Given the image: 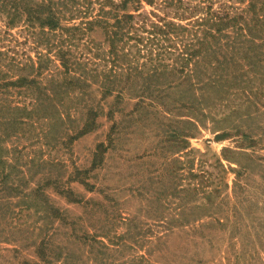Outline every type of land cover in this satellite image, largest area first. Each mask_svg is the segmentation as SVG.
Instances as JSON below:
<instances>
[{"label": "rangeland", "instance_id": "374dc122", "mask_svg": "<svg viewBox=\"0 0 264 264\" xmlns=\"http://www.w3.org/2000/svg\"><path fill=\"white\" fill-rule=\"evenodd\" d=\"M5 19L0 9L9 61L45 49L23 21L7 29ZM260 44L253 51L261 56L225 69L224 89L207 84L209 68L190 67L157 89L168 105L128 89L103 96L94 83L83 97L66 98L72 115L55 121L54 135L44 136V114L16 133L1 134L9 124L0 122V264H264ZM95 60L98 70L111 63ZM18 91L0 93V114L11 116L8 103L32 106Z\"/></svg>", "mask_w": 264, "mask_h": 264}, {"label": "trees", "instance_id": "16d2710c", "mask_svg": "<svg viewBox=\"0 0 264 264\" xmlns=\"http://www.w3.org/2000/svg\"><path fill=\"white\" fill-rule=\"evenodd\" d=\"M0 9L6 13L7 29L23 21L34 41L46 46L27 62L15 54L9 61L8 51L0 48V93L9 94L15 87L33 97L32 106L20 102L5 106L12 113L0 114V122L9 124L0 131L3 135L23 131L42 114L49 120L44 136L54 135L55 121L72 115L64 111L66 98L83 97L94 83L101 85L103 96L128 89L168 105L157 89L172 86L179 80L175 74L205 66L211 73L207 84L222 89L224 71L250 55L261 56L253 48L264 43V0H0ZM97 30L104 34L102 40L93 35ZM240 49L245 51L241 58L236 56ZM96 57L111 62L109 68L98 70L102 63ZM52 63L56 68L50 72ZM123 73H129L126 79ZM133 74L136 88L131 86ZM86 114L93 122L98 111L90 104ZM89 124L79 132L89 130Z\"/></svg>", "mask_w": 264, "mask_h": 264}]
</instances>
